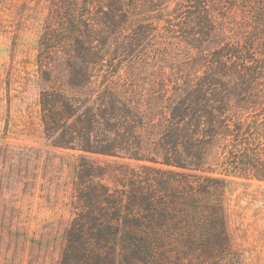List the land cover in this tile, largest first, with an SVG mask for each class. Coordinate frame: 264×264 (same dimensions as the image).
<instances>
[{"label": "rangeland", "instance_id": "374dc122", "mask_svg": "<svg viewBox=\"0 0 264 264\" xmlns=\"http://www.w3.org/2000/svg\"><path fill=\"white\" fill-rule=\"evenodd\" d=\"M85 53L96 57L86 77ZM206 78L231 91L226 115L250 123L248 153L264 164V0H0V264H264V182L222 175L235 161L229 137L206 140L202 160L224 180L222 196L208 198L221 204L213 210L226 234L222 256H136L118 237L104 248L77 231L89 220L116 230L129 222L124 208H81L78 196L94 200L104 188L121 206L151 170L166 169L157 163L156 130L169 106ZM43 90L95 113L112 94L126 113L110 138L139 159L83 154V162L54 147L41 122ZM84 165L95 175L80 176Z\"/></svg>", "mask_w": 264, "mask_h": 264}, {"label": "trees", "instance_id": "16d2710c", "mask_svg": "<svg viewBox=\"0 0 264 264\" xmlns=\"http://www.w3.org/2000/svg\"><path fill=\"white\" fill-rule=\"evenodd\" d=\"M70 27L75 28L74 22ZM76 47H80L78 41ZM84 55V63L88 64L81 67V74L86 77L88 73L94 71L96 57L94 54ZM90 63L93 66H88ZM74 69H70L72 75ZM67 87L72 90L76 87L82 88L81 83L71 82ZM231 95V91L226 89L224 84L216 83L209 78L199 80L195 86H190L184 97L169 106V116L156 130L161 155V160L157 163L166 169L151 170L153 174L141 181L138 187L134 185L135 189H132L133 193L128 202L121 206L110 202L104 188L102 193L93 194L94 200L100 202L101 206L98 203L94 204L92 194L82 193L78 196L81 208L102 206L104 208L107 204L108 206L113 204V208H124L122 219L129 222L121 228L117 227L116 230L108 224H98V220L91 222L89 220L77 231L86 232L87 238L104 248L118 237L122 244H133L134 248L130 253L136 256L172 259L222 256L226 248V234L220 217L213 210L220 208L221 204L210 202L208 198L222 196L220 184L224 180L210 176L208 174L210 172L203 168L202 160L208 141L232 138L234 150L232 153H235L232 158L235 161L232 163V172L225 171L222 173L223 176H250L264 182V164L256 158V152L248 153L253 151L249 145L252 138L250 129L253 128L249 122L246 127L244 124L235 125L240 122L238 119L236 123H230L229 116L226 115L231 107L229 98ZM104 100H107V107L97 109L95 113L90 106L80 107L70 97L55 90L41 91L39 106L46 138L54 147L79 152L83 162L85 161L83 154L115 156L121 153L127 159L138 160L136 154L124 147L125 144L119 145L117 139L110 138L120 131V113H126L124 106L119 107L117 99L112 94L102 97L100 102ZM100 126L106 130L99 131ZM126 132L132 135L131 129ZM102 134L107 137L106 140H100ZM91 171L86 165L79 169L80 176L95 175ZM153 192L160 195L158 201L154 198ZM201 198L203 202L199 201ZM132 208H135L137 215L133 214ZM198 208L208 209L209 216L202 219ZM201 213L204 214L203 211ZM197 220L200 224L194 226L192 223ZM75 235L78 238V235ZM171 238L174 239V243H169ZM73 249L78 251L76 248ZM90 253L95 252L93 250Z\"/></svg>", "mask_w": 264, "mask_h": 264}]
</instances>
